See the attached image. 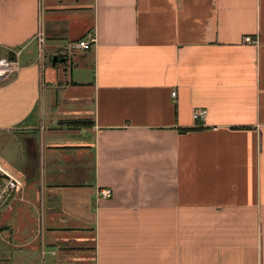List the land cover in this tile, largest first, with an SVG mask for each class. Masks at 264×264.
<instances>
[{"label": "crops", "instance_id": "obj_1", "mask_svg": "<svg viewBox=\"0 0 264 264\" xmlns=\"http://www.w3.org/2000/svg\"><path fill=\"white\" fill-rule=\"evenodd\" d=\"M9 56L0 264H264V0H0Z\"/></svg>", "mask_w": 264, "mask_h": 264}, {"label": "built area", "instance_id": "obj_2", "mask_svg": "<svg viewBox=\"0 0 264 264\" xmlns=\"http://www.w3.org/2000/svg\"><path fill=\"white\" fill-rule=\"evenodd\" d=\"M38 41L39 51H42V43H43V33L39 31L36 35ZM95 39L91 38L90 40H81L75 44L71 45L72 49L87 51L91 48L92 44H94ZM244 43L252 44L257 43L251 37L246 36L243 39ZM20 71V65L18 60L15 58L9 59L5 57H0V85L4 82L8 81L9 79L13 78L18 74ZM172 98H175L176 93H171ZM206 116V110L204 109H195L193 111V119L194 120H201L204 119ZM23 183L20 179L16 176L11 174L6 167H4L3 163L0 161V207L6 203V199L9 197L10 194H17L21 191ZM98 197L102 199H107L111 197L110 189H99L98 190ZM39 234L41 236L43 228L41 224V220L39 223Z\"/></svg>", "mask_w": 264, "mask_h": 264}, {"label": "trees", "instance_id": "obj_3", "mask_svg": "<svg viewBox=\"0 0 264 264\" xmlns=\"http://www.w3.org/2000/svg\"><path fill=\"white\" fill-rule=\"evenodd\" d=\"M8 58L9 59H12L11 56H9ZM72 124H74L77 127V126H81V125L87 124V122H84V121H74Z\"/></svg>", "mask_w": 264, "mask_h": 264}, {"label": "rangeland", "instance_id": "obj_4", "mask_svg": "<svg viewBox=\"0 0 264 264\" xmlns=\"http://www.w3.org/2000/svg\"><path fill=\"white\" fill-rule=\"evenodd\" d=\"M38 218V215L36 216V219ZM39 219H37V225H36V230L38 232V229H39V223H38ZM39 233V232H38ZM38 260H41V255L39 253V257H38Z\"/></svg>", "mask_w": 264, "mask_h": 264}]
</instances>
